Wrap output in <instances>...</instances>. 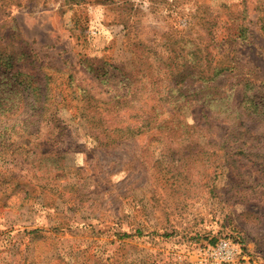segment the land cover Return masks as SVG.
Masks as SVG:
<instances>
[{
	"label": "rangeland",
	"instance_id": "1",
	"mask_svg": "<svg viewBox=\"0 0 264 264\" xmlns=\"http://www.w3.org/2000/svg\"><path fill=\"white\" fill-rule=\"evenodd\" d=\"M240 24L246 41L232 39ZM97 58L123 73L103 63L96 76ZM168 65L196 77L172 90L155 71ZM17 66L27 75L14 80ZM45 74L41 115L24 79L44 89ZM9 83L20 85L0 114V264H209L197 247L219 238L241 245L225 264H264V0H0V95ZM245 98L263 119L250 112L240 136L218 119ZM151 105L162 129L103 139Z\"/></svg>",
	"mask_w": 264,
	"mask_h": 264
},
{
	"label": "trees",
	"instance_id": "2",
	"mask_svg": "<svg viewBox=\"0 0 264 264\" xmlns=\"http://www.w3.org/2000/svg\"><path fill=\"white\" fill-rule=\"evenodd\" d=\"M230 37V36H229ZM248 37V31H247V27L243 24L238 25L237 27V34L236 36H234L232 39H237L238 41H246ZM231 39V38H230ZM229 39V40H230ZM12 61V59L10 60H5L3 63H10ZM89 63V70L92 73H95L96 76H100L103 74H107L108 70L107 68H105V64L103 63H108L110 64V62H108L107 60H101L99 58L97 59H89L88 60ZM102 63V64H101ZM10 64H7V66ZM112 66V64H110ZM112 67L117 68L119 70V72L123 73L124 68L122 66H116L113 65ZM171 65H168L166 68H164L163 66H159L156 68V72H158V74H156L155 76L157 77V81H160V83H164L165 80H174V83L172 85V90H176V86L175 85H179L181 83H183L186 78H191V77H196L194 76V72L190 67H186L184 66L183 68H171ZM235 67L234 61L232 59V57L228 60V63L225 66H220V64H218L217 66H215L212 69V73L209 76L210 79L212 80L214 77L219 76L223 71L225 70H230L233 69ZM133 69H129L127 71H125V75H123L127 80L126 82V86H127V91L125 92V94H122L124 97H131L132 102L133 100L136 98V89H138V91H142V86H139L138 83L136 81L141 80L139 79L140 77L137 75H133V77L131 76ZM201 73V72H200ZM28 74H32L31 71L28 72ZM11 75L12 77H14V80H16V78L19 75H27V72L22 70L21 68H19L18 66L15 67V69H13L11 71ZM28 75V76H29ZM28 76L24 79V80H29ZM33 77H35L34 74H32ZM143 78L145 79L146 73L143 72ZM206 76V74H205ZM107 78V77H106ZM203 77H199L198 80L200 81V84H202ZM44 89L38 84H35L33 81L32 82H28L26 81L24 88L28 87L30 88V91L32 92V96H33V102L31 103L32 106H35L36 108H40V113L41 115L46 114L47 115V105L50 99V96L48 95V88H46L47 85H49V75L45 74L44 75ZM101 81H103V79H101ZM22 83V82H21ZM24 83V82H23ZM142 83V82H141ZM140 84V83H139ZM9 83V88L7 91L2 90L1 91V95H0V114H2L3 111H8L9 109H13V105H15V103L11 100V96H12V92L14 89V86H19ZM186 85V84H185ZM12 86V88L10 89V87ZM223 87V85H215L214 89L212 90V94L215 95L216 93H214L216 91V89H219ZM163 88H161V90L159 92H162ZM163 93V92H162ZM204 93V92H202ZM122 95H119V98H122ZM203 100L205 99V95H202ZM229 96V95H228ZM227 97V96H226ZM123 99V98H122ZM47 100V101H46ZM130 100V101H131ZM164 98L159 97L158 101L161 104V101H163ZM131 103V102H130ZM203 105H207V107H209V104L207 101H202ZM205 103V104H204ZM117 104H120L117 103ZM122 105V104H120ZM205 105V106H206ZM259 106V102H257L254 99H244V103L243 102H238L236 107H233V105L228 106L224 111H223V115L221 116V119H218V124L221 122L224 123H228L229 125H236L234 127V131H236L240 136L243 135L242 133V129L245 126L246 122H245V116L249 117V113L252 111H257L256 115L258 118L263 119V112L261 111L260 108H258ZM142 106H138V108L136 109V115H138L139 119L136 120L135 123H131V122H127L123 125H114L113 127L110 128V130L108 132H106L102 137L106 142H117L120 139H122V137H126V136H133L136 135V133H141L144 131H149L153 128L156 129H162L168 119H166V117L163 115L162 111L158 108H156V106H150V108L148 110L145 109H141ZM178 107V106H176ZM258 108V109H257ZM151 109H155L154 112H151ZM202 109V113L206 114V113H210L207 112L203 106H201ZM6 112H4L3 114H5ZM134 114V115H135ZM133 115V114H131ZM133 115V116H134ZM136 115L134 117H136ZM131 117V116H130ZM208 117H212L211 113L208 115ZM29 118V117H28ZM28 120V119H26ZM197 123V122H196ZM216 123L211 122V125H215ZM217 124V125H218ZM29 124L26 123L25 126H28ZM192 126H195V123L191 124ZM190 125V126H191ZM198 125V124H197ZM249 125V123H248ZM259 133H263L259 132ZM219 140H221V138H219ZM240 150V148H239ZM242 151V150H241ZM48 152L43 151V154H47ZM122 236H128L129 233L123 232L121 234Z\"/></svg>",
	"mask_w": 264,
	"mask_h": 264
},
{
	"label": "built area",
	"instance_id": "3",
	"mask_svg": "<svg viewBox=\"0 0 264 264\" xmlns=\"http://www.w3.org/2000/svg\"><path fill=\"white\" fill-rule=\"evenodd\" d=\"M200 261L209 264L231 263L241 255V245L229 238H219L214 243H205L197 247Z\"/></svg>",
	"mask_w": 264,
	"mask_h": 264
}]
</instances>
